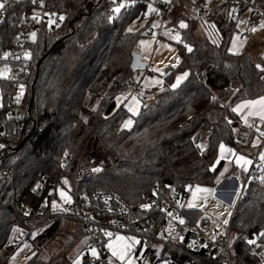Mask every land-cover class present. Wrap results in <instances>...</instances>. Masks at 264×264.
I'll list each match as a JSON object with an SVG mask.
<instances>
[{"label":"trees","instance_id":"trees-1","mask_svg":"<svg viewBox=\"0 0 264 264\" xmlns=\"http://www.w3.org/2000/svg\"><path fill=\"white\" fill-rule=\"evenodd\" d=\"M247 1L248 5L238 8L239 13L249 7L255 13L264 9V0ZM112 7L109 0H46L51 23L44 20L37 34L36 64L43 58L31 107L28 110V103L26 106L27 131L16 138L17 145L24 143L9 152L2 164L10 176L0 170V264H8L21 244H8L14 227L32 229L45 223L35 215L27 223L23 213L25 207L34 208L39 202L33 188L44 174L57 175L63 169L73 182L79 170L80 190L115 191L136 207L144 193L160 200L171 197L184 183L214 184L222 166L217 155L219 143L236 150L245 144L234 130L238 121L233 107L264 96V71L257 68L264 67V61L248 53L229 52L237 22L233 12L229 13L230 3L224 1L209 10L210 20L205 25L216 38L197 37L190 27L183 30L182 41L190 44L191 51L182 41L177 43L179 64L167 69L166 87L155 89L129 129L121 127L128 112L115 98L132 81L131 53L151 19L143 28L129 31L130 23L144 14L146 0H134L131 6L121 8L110 23ZM34 8L33 0L5 4L0 15V69L6 65V48L15 45L23 31L31 30ZM57 15L64 19L55 24ZM35 69L29 77L28 99ZM178 72L187 76L172 88L168 83ZM0 89L5 105L14 87L5 77L0 78ZM96 97L100 102L83 119L86 101L93 102ZM6 112L0 110V120H7ZM66 155L70 159L61 167ZM93 166L101 170H90ZM235 212L229 222L234 232L229 246L232 264H257L248 241L264 233V171L247 182ZM182 213L189 221L201 215L195 208H184ZM68 218L49 223L32 240L33 248L46 247L62 234ZM154 220L153 229L138 235L148 243L162 244L157 260L216 264L203 252H191L176 240L162 237L158 229L165 220L161 215ZM262 236L258 240L264 246ZM25 264L71 263L64 257L42 260L36 252Z\"/></svg>","mask_w":264,"mask_h":264},{"label":"built area","instance_id":"built-area-1","mask_svg":"<svg viewBox=\"0 0 264 264\" xmlns=\"http://www.w3.org/2000/svg\"><path fill=\"white\" fill-rule=\"evenodd\" d=\"M14 1L21 0H7V3ZM187 1L196 8V12L202 16L204 22L210 20L209 6L200 3L199 0ZM225 2L230 3L233 10L238 9L243 4H249L247 0H225ZM34 4L35 8L31 14V30L23 31L15 45L6 48L3 52L6 59L4 68L7 70L5 77L14 87L6 104L4 105L3 102L0 104V110L6 109L7 111V120H0V145H3V147H0V170L6 176H10V174L2 167V164L6 161L8 153L18 146L17 136L27 131L28 112L26 111V100H28L29 77L36 68L37 34L43 21L48 19L46 0H35ZM112 10L113 7L110 9V23L114 22L117 15ZM169 10L170 4L157 6V11L153 16L154 21L158 24L156 39L166 29L171 32H178L174 25L171 27L164 26ZM2 14L3 9H0V15ZM33 16L37 18L33 19ZM58 20L59 15L53 18L55 24L58 23ZM260 26L261 22L258 18H251L248 21L246 33L251 32L250 29ZM32 31L36 33L34 42H30L29 37H27ZM146 33L153 34L154 31L149 29ZM132 92L144 95L146 90L136 85ZM18 97L19 99H17ZM243 124L259 136L260 146L254 154L245 182L237 190L238 200L247 182L264 171V158H260L261 151L264 148V135H261V133H264V120L253 119ZM69 159V155H66L60 166L67 165ZM90 170L100 171L101 167L93 166ZM80 173L78 170L73 182L63 169L57 175L44 174L33 188V195L36 199H39V202L35 203L34 208L27 206L23 210L27 223L32 222L31 215L44 218L47 224L63 216L75 219L79 225L81 235L85 237L83 247L76 255L79 264H108L106 260L107 235L105 233L120 230L139 234L151 230L155 224L154 217L157 215H161L165 220L159 225L158 229L162 237L176 240L191 252H203L216 264H232L229 248V225L226 232H223L215 227L214 221L208 215L201 214L196 221L185 219L182 209L185 208V201L188 197V184L179 185L174 189L171 197L160 200H156L155 197L151 199L148 193H144L143 201L133 207L115 191L99 190L89 192L80 190L77 187ZM64 181H67V183H64ZM60 191H64L70 197V203H66L65 199L61 200ZM53 202L59 206L56 210H53ZM235 216L234 207L230 220ZM181 220H183V223H180ZM262 237L264 241V235ZM92 249H95L96 256L92 255ZM251 254L256 257L257 264H264V246L261 241L256 240L252 244ZM153 264H169V262L167 260H157L156 258Z\"/></svg>","mask_w":264,"mask_h":264},{"label":"rangeland","instance_id":"rangeland-1","mask_svg":"<svg viewBox=\"0 0 264 264\" xmlns=\"http://www.w3.org/2000/svg\"><path fill=\"white\" fill-rule=\"evenodd\" d=\"M113 2V0H111ZM173 0H146V8L144 14L140 19L134 20L128 26V29L131 31H136L141 29L146 25V22L150 20V25L146 27L145 34L138 37L135 45L134 51L138 52L141 55L142 62L145 63L146 67L144 69L135 70L132 72V81L128 82L126 88L122 90L115 98L117 105L123 106L128 115L123 120L121 125L122 128L125 121L131 120L134 123L135 116L141 110V107L148 105L151 101V98L154 96L155 89L160 90L165 88V76L167 75V69L175 67L179 64L180 54L177 49V43L182 41L183 30L187 27L193 30L191 23L185 19H180L182 17H193L195 20V31L193 32L197 37L200 38H216L215 34L213 35L212 29L207 24H203L202 16L196 13L194 14V9H196L192 4L187 0H181L184 2V10H178L174 8L172 10V20L177 22L173 24L170 21H166L164 26L167 27L175 26L178 29V32H171L166 29L161 32L159 38H155L157 35L158 24L154 21L153 16L157 11V6L161 4H171ZM225 0H205V4L210 8L215 7ZM134 3V0H116L113 2V9L118 7L120 4L125 6H131ZM149 5L156 11H149ZM232 9V8H231ZM237 17V22L235 29L232 32L228 50L230 53H248L255 58L257 61H264V9L259 10L257 13L251 7L245 8L241 13L238 9H232L229 13ZM50 18V17H49ZM51 21V19H49ZM258 18L261 22V26L256 28V32H248L247 24L250 19ZM183 22L187 27L181 28L180 24ZM193 24V23H192ZM193 27V28H192ZM153 29V34H148L146 31ZM31 32L29 34L28 40L34 42L36 39L32 36ZM243 33H245L243 35ZM179 39H176V37ZM235 41V47L234 42ZM143 42V43H141ZM185 48L188 50L191 48L190 44L182 41ZM7 70L5 68L0 69V78H5ZM184 73H176L173 80L168 83L170 87L176 83L177 77L182 76ZM185 78V77H184ZM183 79L181 80V82ZM180 82V83H181ZM180 83L178 85H180ZM142 87L146 90V93L142 95L138 92H132V89L135 86ZM173 88V87H172ZM104 89H102V92ZM0 99H2L1 89H0ZM29 99L26 100V104ZM100 102V97H96L93 102L86 101L87 108L84 109L81 113V117L85 119L89 113V110L95 109L98 103ZM2 100L0 101V104ZM131 109V111H130ZM135 113V114H133ZM132 123V125H133ZM131 125V127H132ZM130 127V128H131ZM129 129V128H124ZM235 132L237 128H234ZM240 130V129H239ZM237 131L236 136L240 138L239 132ZM247 144V143H246ZM221 145L224 146V150H221ZM242 146L240 150H236L233 146L220 142L218 146V161H222V166L220 167L214 184H190L187 185L188 197L185 201V208H195L199 210L201 214L208 215L212 218L215 223L216 228L220 231L226 232L233 208L238 200L239 194L237 191L225 192L223 186L226 182L224 179L230 177L235 179V182H238V188H241L245 182L249 169L253 162L254 149L253 145ZM243 159H240V158ZM260 158L263 159L264 155L261 154ZM247 161V163H245ZM198 189H209L211 192L198 191ZM61 193H64V196H61ZM59 196L61 200L68 197L64 191H60ZM190 205H193L190 207ZM65 229L62 231V234L56 237L51 241L46 247H41L39 250L33 248L32 240L41 234L42 231L49 225L43 223L42 225H34L32 229H28L26 226H17L13 229H18L19 231H11L8 244L21 243L17 250L10 256L8 259V264H25V262L37 252V257L42 260H49L52 258V253L50 250L61 249L64 254L56 256V258L63 255L67 262L71 264H76V255L79 253L83 244L85 242V237L76 236L74 242L72 243L69 239L68 233L74 227V219L71 221L66 220ZM227 221V224H225ZM111 233V236L107 235V255L106 260L108 264H153L154 260L158 258L161 250L162 244L160 242L148 243L144 238L138 234H132L120 230L108 231ZM35 234V235H34ZM234 237V232L229 230V240ZM259 236H254L251 240H258ZM113 252H116L117 255H113ZM123 256V259L119 257ZM13 257H15L13 259Z\"/></svg>","mask_w":264,"mask_h":264},{"label":"crops","instance_id":"crops-1","mask_svg":"<svg viewBox=\"0 0 264 264\" xmlns=\"http://www.w3.org/2000/svg\"><path fill=\"white\" fill-rule=\"evenodd\" d=\"M183 4H184V2L181 1V0H173L172 1V3L170 4V10H169L168 16L166 18V21L167 22L170 21V23H171L173 21L172 20V10L175 7L178 8V10H184L183 9V7H184ZM196 13L197 12L194 9L195 16H196ZM180 19H185V20L189 21L191 23V25L194 27V28L192 27L194 33L196 32L195 31V26H194L195 25V20H194V18L192 16L191 17H187V18L186 17H182ZM203 24L205 25V22L204 21H203ZM262 97H264V96L258 97V98L254 99V100L241 101V102L237 103L233 107V109H236L238 105H243V104H245L246 102H249V101H258ZM259 110H260V106L259 105H256L255 107H243V108L238 109L237 111H234V113L237 116V121H238V125L236 127L237 128V131L244 130L241 133L239 132V135L238 136L240 137L241 140H244L245 141L244 146H250L249 144H252L255 153L259 149V146H260V138H259L258 135L255 134L254 131H252L251 129L247 128L243 123L244 122H247V121H251L253 119H261L260 118V115L258 114L259 113ZM261 154L264 155V148L262 149ZM235 181H236L235 179H231L230 177H228L227 179H224V182H226V183L223 186V190L225 192H227V193L228 192H231V191H237L239 189L238 188L239 183L238 182H235ZM69 219L71 221L73 220L72 218H68L67 220H69ZM74 221H75L74 222V227L71 230V232L68 233L69 239H71L72 243L74 242L76 236H80L81 235V232L79 230V225H78V223H77V221L75 219H74ZM50 252L52 253V258H53V257H56L57 255L59 256L62 251H61V249H56V250H53L52 249V250H50ZM62 254H64V252H62ZM61 257H63V255Z\"/></svg>","mask_w":264,"mask_h":264},{"label":"snow or ice","instance_id":"snow-or-ice-1","mask_svg":"<svg viewBox=\"0 0 264 264\" xmlns=\"http://www.w3.org/2000/svg\"><path fill=\"white\" fill-rule=\"evenodd\" d=\"M33 2L35 3V0H33ZM113 2L115 3L116 0H113ZM7 3V0H2V2H0V9H3L5 7V4ZM125 7L124 4H120L118 7L114 8L112 11L116 12V13H119L120 12V9ZM149 11H156L155 9H153L151 7V5H149ZM54 15V14H53ZM37 17L36 16H33V19H36ZM60 20H63L64 17L61 16L59 18ZM51 23V21H50ZM180 27L181 28H184V27H187L186 24H184L183 22H181L180 24ZM262 27H264V25H262ZM129 31H131V29H129ZM250 31L252 32H256L257 29L256 28H252L250 29ZM32 36L35 37V33H32ZM176 39H179V37L177 36ZM143 43V42H141ZM234 43V47H235V41L233 42ZM189 51H191V48L188 49ZM27 55V54H26ZM173 67H175V65H173ZM257 68L260 69L261 71H264V67H261L260 65H257ZM187 76V73H184L182 76H178L177 77V81L175 84L172 85L173 88L177 87L178 84L181 82L182 79H184V77ZM21 92H22V89H21ZM19 99V97L17 98ZM213 99H215V97H213ZM256 105H259L260 106V110H259V115H260V118L262 120H264V97H262L260 100L258 101H249V102H246L245 104L243 105H238L236 109H233V111H237L238 109L240 108H243V107H255ZM131 111V109H130ZM135 114V113H133ZM132 121L131 120H128V121H125L124 124H123V127L124 128H130L131 125H132ZM261 135H264V133H261ZM0 147H3V145H0ZM197 147H200V145H197ZM221 150L223 151L224 150V146L221 145ZM240 159H243L242 157ZM245 163H247V161H245ZM64 183H67V181H64ZM198 191H206V192H211L212 190H209V189H198ZM61 196L63 197L64 196V193H61ZM65 202L66 203H70L71 202V199L70 197H66L65 198ZM193 206V205H190V207ZM59 206L55 204V202H53V210H56ZM180 223H183V220L180 221ZM225 224H227V221H225ZM13 231H19L18 229H13ZM35 235V234H34ZM105 235H108V236H111V233H105ZM261 235H264V233H262ZM248 243L250 244H254L255 241L254 240H249ZM33 255H35V253H33ZM92 255L93 256H96V251L95 249H92ZM113 255H117L116 252H113ZM15 257H13L14 259ZM120 259H123V256L119 257ZM76 264H79V261H76Z\"/></svg>","mask_w":264,"mask_h":264},{"label":"water","instance_id":"water-1","mask_svg":"<svg viewBox=\"0 0 264 264\" xmlns=\"http://www.w3.org/2000/svg\"><path fill=\"white\" fill-rule=\"evenodd\" d=\"M42 58H43V56L40 57L37 61L34 77H33V80L31 82V85H30V96H29V101H28V110L30 109L31 104H32V100H33V96H34L33 88H34V84H35V81H36V78L38 75L39 64H40V61L42 60ZM145 67H146V65L144 62H142L141 55L136 51H132L131 62H130L131 70L135 71V70H139V69H144ZM23 143H24V140L17 146V149H19L23 145Z\"/></svg>","mask_w":264,"mask_h":264}]
</instances>
